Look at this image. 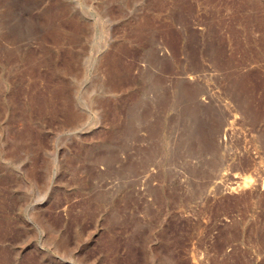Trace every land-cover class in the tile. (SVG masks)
<instances>
[{"label": "rangeland", "instance_id": "rangeland-1", "mask_svg": "<svg viewBox=\"0 0 264 264\" xmlns=\"http://www.w3.org/2000/svg\"><path fill=\"white\" fill-rule=\"evenodd\" d=\"M0 33V264H264V0H0Z\"/></svg>", "mask_w": 264, "mask_h": 264}, {"label": "bare ground", "instance_id": "bare-ground-1", "mask_svg": "<svg viewBox=\"0 0 264 264\" xmlns=\"http://www.w3.org/2000/svg\"><path fill=\"white\" fill-rule=\"evenodd\" d=\"M71 7H72V6H71ZM78 13H79V12H78ZM85 21H86V20H85ZM31 22H32V21H31ZM38 22H39V21H38ZM4 23H5V22H4ZM32 23H33V22H32ZM33 24H34V23H33ZM35 26H37V25H35ZM35 26H34V27H35ZM86 26H87V25H86ZM37 27H39V25H38ZM5 28H6V27H5ZM35 28H36V27H35ZM11 33H12V32H11ZM0 34H1V33H0ZM84 38H85V36H84ZM8 40H9V39H8ZM1 45H2V44H1ZM164 45H165V44H164ZM3 46H4V45H3ZM164 49L166 50V48H164ZM156 50H157V49H156ZM158 50H160V49H158ZM153 51H155V50H153ZM159 52H160V51H159ZM159 52H158V53H159ZM163 52H165V51L163 50ZM166 52H167V51H166ZM148 53H149V52H148ZM148 53H147V54H148ZM150 53H152V52H150ZM158 53H157V54H158ZM161 53H162V50H161ZM152 54H153V53H152ZM110 55H111V54H110ZM149 55H150V54H149ZM154 55H156V54H154ZM159 55H160V53H159ZM165 55H166V54H163L164 57H165ZM156 57H158V55H157ZM160 57H161V56H160ZM164 57H163V58H164ZM100 58H101V57L95 59V64H96V65L99 64ZM147 58H148V57H147ZM161 58H162V57H161ZM148 59H149V58H148ZM107 60H108V59H107ZM143 60H144V59H143ZM147 61H150V59L147 60ZM151 61H152V60H151ZM149 63H150V62H149ZM146 64L148 65V62H147ZM146 64H145V65H146ZM151 64H152V63H150V65H151ZM99 67H100V66H99ZM148 67H149V66H148ZM99 69H100V68H99ZM97 70H98V69H97ZM147 71H148V70H147ZM144 72H145V71H144ZM144 72H143V73H144ZM100 75H101V74H100ZM146 77H147V76H146ZM154 78H155V77H154ZM75 79H76V78H75ZM144 80H145V79H144ZM161 81H162V80H161ZM167 82H168V81H167ZM100 85H101V84H100ZM164 85H165V84H163V86H164ZM159 86H160V85H159ZM163 86H162V88H163ZM167 86H168V85H167ZM167 86H165V87H167ZM98 87H99V86H98ZM153 87H154V86H153ZM150 89H151V88H150ZM166 89H167V88H166ZM159 90H160V88H159ZM163 90H164V89H163ZM163 90H162V91H163ZM107 91H108V90H107ZM160 91H161V90H160ZM110 92H111V91H110ZM157 92H159V91H157ZM166 92H167V91H166ZM166 92H165V90H164V95L166 94ZM103 93H104V92H103ZM105 93H106V92H105ZM160 93H161V92H160ZM168 95H169V94H167V97H168ZM158 96H159V94H158ZM158 96H156V97H158ZM160 96H161V94H160ZM165 96H166V95H165ZM165 96H164V98H165ZM158 98H159V97H158ZM158 98H157V99H158ZM140 99H142V98H140ZM151 99H152V98H151ZM159 99H160V98H159ZM161 99H162V98H161ZM145 100H146V99H145ZM162 100H163V99H162ZM164 100H165V99H164ZM167 100H168V99H167ZM147 101H148V100H147ZM147 101H146V105H147ZM140 102H141V101H140ZM142 102H145V101H142ZM154 102H155V101H154ZM157 102H158V101H157ZM164 102H165V101H164ZM134 103H135V102H134ZM152 103H153V102H152ZM149 104H150V103H149ZM158 104H159V103H158ZM160 104H163V103L160 101ZM139 105L141 106L140 103H139ZM143 105H144V103H143ZM143 105H142V106H143ZM146 105H145V106H146ZM150 105H151V104H150ZM150 105H149V106H150ZM163 105H164V104H163ZM168 105H169V104H168ZM133 106H134V105H133ZM153 106H154V105H153ZM155 106H156V105H155ZM166 106H167V105H166ZM136 107H137V105H136ZM136 107H135V108H136ZM164 107H165V106H164ZM95 108H96V107H95ZM135 108H133L134 111H135ZM146 108H147V107H146ZM146 108H145V110H146ZM161 108H162V107H161ZM133 109H132V110H133ZM147 109H148V108H147ZM163 109H164V111L166 110V108H163ZM98 110H99V109H98ZM139 110L141 111V108H140ZM149 110H150V109H149ZM128 111H129V110H128ZM140 111H139V112H140ZM152 111H153V110H152ZM165 112H166V111H165ZM132 113H134V112H132ZM135 113H136V112H135ZM142 113H143V112H142ZM146 113H147V112H146ZM128 114H129V113H128ZM129 115H131V114H129ZM134 115H135V114H134ZM142 115H143V114H142ZM143 116H144V115H143ZM145 116H146V115H145ZM162 116H163V115H162ZM137 117H140V116H138V114H137ZM147 117H148V116H147ZM150 117H151V116H150ZM159 117H160V116H159ZM160 118H161V117H160ZM139 119H141V118H139ZM144 119L146 120V118H144ZM149 119H150V118H149ZM142 120H143V118H142ZM145 120H144V121H145ZM161 120H162V119H161ZM167 120H168V118H167ZM130 121H131V120H130ZM140 121H141V120H140ZM125 122H126V121H125ZM127 122H128V121H127ZM131 122H132V121H131ZM81 123H82V121H81ZM136 123H137V122H136ZM79 124H80V123H79ZM132 124H133V123H132ZM148 124H149V122H148ZM163 124H164V123H163ZM134 125H135V124H134ZM134 127H135V126H134ZM153 129H154V128H153ZM127 133H128V132H127ZM134 136H135V135H134ZM112 152H113V151H112ZM117 155H118V154H117ZM113 156H114V155H113ZM122 161H123V160H122ZM105 163H106V162H105Z\"/></svg>", "mask_w": 264, "mask_h": 264}]
</instances>
